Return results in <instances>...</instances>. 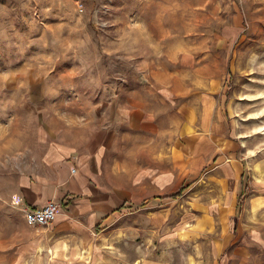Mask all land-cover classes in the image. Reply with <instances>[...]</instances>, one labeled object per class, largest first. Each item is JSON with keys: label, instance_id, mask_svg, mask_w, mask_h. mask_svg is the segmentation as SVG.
<instances>
[{"label": "rangeland", "instance_id": "rangeland-1", "mask_svg": "<svg viewBox=\"0 0 264 264\" xmlns=\"http://www.w3.org/2000/svg\"><path fill=\"white\" fill-rule=\"evenodd\" d=\"M206 88L225 92L261 175L264 0H0V264H46L27 255L41 225L28 226L16 199L47 144L79 141L118 118L119 106L160 111L164 93L178 106ZM186 189L171 196L165 223H153L158 208L120 212L93 248L64 260L264 264V209L251 218L248 186L233 215L212 206L214 189L205 198Z\"/></svg>", "mask_w": 264, "mask_h": 264}, {"label": "crops", "instance_id": "crops-1", "mask_svg": "<svg viewBox=\"0 0 264 264\" xmlns=\"http://www.w3.org/2000/svg\"><path fill=\"white\" fill-rule=\"evenodd\" d=\"M185 95L176 106L164 93L160 111L150 110L149 104L131 110L119 106L118 118L79 141L47 144L43 165L21 185L16 200L29 209L49 201L61 208L48 228L35 227L27 255L35 252L33 257L46 264H74L73 257L93 248L97 230L120 212L158 208L153 223H165L171 212L163 210L184 186V194L201 191L202 198L214 189L218 195L212 206L233 215L242 183L248 186L245 203L251 218L252 209H264V163L262 174L255 173L256 161L246 155L225 92L206 88ZM250 241L251 246L252 236Z\"/></svg>", "mask_w": 264, "mask_h": 264}, {"label": "built area", "instance_id": "built-area-1", "mask_svg": "<svg viewBox=\"0 0 264 264\" xmlns=\"http://www.w3.org/2000/svg\"><path fill=\"white\" fill-rule=\"evenodd\" d=\"M61 204L49 201L44 206L38 208H25L24 217L28 226L50 224L59 213Z\"/></svg>", "mask_w": 264, "mask_h": 264}, {"label": "trees", "instance_id": "trees-1", "mask_svg": "<svg viewBox=\"0 0 264 264\" xmlns=\"http://www.w3.org/2000/svg\"><path fill=\"white\" fill-rule=\"evenodd\" d=\"M182 192V191H181ZM181 192H179L178 194L172 196V197H176V196H180L181 195ZM245 185L243 184L242 187H241V192H240V197H239V201L242 199V197L244 196L245 194ZM240 203V202H239ZM240 208V206H239Z\"/></svg>", "mask_w": 264, "mask_h": 264}, {"label": "bare ground", "instance_id": "bare-ground-1", "mask_svg": "<svg viewBox=\"0 0 264 264\" xmlns=\"http://www.w3.org/2000/svg\"><path fill=\"white\" fill-rule=\"evenodd\" d=\"M264 130V129H263Z\"/></svg>", "mask_w": 264, "mask_h": 264}]
</instances>
